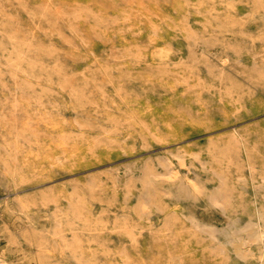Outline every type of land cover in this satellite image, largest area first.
Segmentation results:
<instances>
[{"label":"rangeland","instance_id":"1","mask_svg":"<svg viewBox=\"0 0 264 264\" xmlns=\"http://www.w3.org/2000/svg\"><path fill=\"white\" fill-rule=\"evenodd\" d=\"M0 264H264V0H0Z\"/></svg>","mask_w":264,"mask_h":264},{"label":"bare ground","instance_id":"2","mask_svg":"<svg viewBox=\"0 0 264 264\" xmlns=\"http://www.w3.org/2000/svg\"><path fill=\"white\" fill-rule=\"evenodd\" d=\"M226 190V189H225ZM222 191V190H221ZM223 191H224V189H223ZM227 192H228V190H227ZM227 194V193H226ZM225 198H226V195L225 194H223L222 192L220 193V196L218 197V200L217 201H220V202H223L224 200H225ZM227 200V199H226ZM229 201V200H228ZM249 230V229H248ZM251 232V231H250ZM248 233V232H247ZM250 235V234H249ZM254 235V234H253ZM253 235H252V237H253ZM246 236V235H245ZM248 236V235H247ZM251 237V238H252ZM255 237V236H254ZM256 237H257V239H258V241L259 240H261V238H262V236L260 235V234H257L256 233ZM244 239V238H243ZM250 239V238H249ZM245 240V239H244ZM241 242L243 241V240H240ZM246 241H248V239L246 240ZM256 241V240H255ZM245 243V242H244ZM253 244V243H252ZM242 246V245H241ZM240 250V249H239ZM218 251V250H217Z\"/></svg>","mask_w":264,"mask_h":264}]
</instances>
